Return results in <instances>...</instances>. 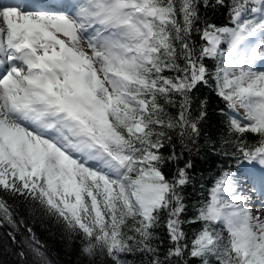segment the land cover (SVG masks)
I'll return each instance as SVG.
<instances>
[{
	"label": "snow or ice",
	"instance_id": "1",
	"mask_svg": "<svg viewBox=\"0 0 264 264\" xmlns=\"http://www.w3.org/2000/svg\"><path fill=\"white\" fill-rule=\"evenodd\" d=\"M201 154L264 168V0L0 3V229L18 264H53L28 219L80 264H264V192L254 214L223 169L196 195Z\"/></svg>",
	"mask_w": 264,
	"mask_h": 264
},
{
	"label": "trees",
	"instance_id": "2",
	"mask_svg": "<svg viewBox=\"0 0 264 264\" xmlns=\"http://www.w3.org/2000/svg\"><path fill=\"white\" fill-rule=\"evenodd\" d=\"M210 22L221 26L228 23L227 12H217L210 17ZM201 95H206L210 102V111L213 112V124L215 125L217 116L216 113L223 104L218 100L213 93H209L207 90H202ZM249 134V140H254ZM167 152V149H162ZM235 157L223 156L216 154H201L195 161V172L197 177H203L204 188L197 192L196 195L202 196L205 200L208 198V189L212 186L213 180L216 176L220 175L221 170L228 169L239 162ZM165 172L171 175V170L166 167ZM189 192L192 190L189 189ZM2 195V193H0ZM11 202V201H10ZM27 219V217H26ZM28 225L33 228L37 237L47 246L50 259L53 264H80L81 258L77 255V244H69L61 236L59 232L52 229L51 226L45 221L40 220L32 221L28 219ZM6 231H10L7 226L0 229V264H18L19 257L16 255V250L22 247V244H12L11 241L4 235ZM17 239L22 241L23 236L17 234ZM133 260V257H129Z\"/></svg>",
	"mask_w": 264,
	"mask_h": 264
},
{
	"label": "rangeland",
	"instance_id": "3",
	"mask_svg": "<svg viewBox=\"0 0 264 264\" xmlns=\"http://www.w3.org/2000/svg\"><path fill=\"white\" fill-rule=\"evenodd\" d=\"M256 165H258V164H251L249 166V170L246 173H244L240 178L242 183L244 184L243 192L246 190L247 184H249V182H248L249 178L254 177L255 175L258 176V174H259V171L257 170ZM252 183H254V182L252 181ZM248 187H249V189L247 190V192H248L247 195L252 197V195H251L252 193L250 191H251V189L253 191V186L249 185ZM255 194L256 193L253 191V195H255ZM255 197H257V196H254V198ZM254 198L252 197V199L249 201L250 206L253 205L252 207H256V205L258 206V203L256 202V199H254ZM259 210L261 211V209H259ZM262 218H264V211L262 212Z\"/></svg>",
	"mask_w": 264,
	"mask_h": 264
},
{
	"label": "bare ground",
	"instance_id": "4",
	"mask_svg": "<svg viewBox=\"0 0 264 264\" xmlns=\"http://www.w3.org/2000/svg\"><path fill=\"white\" fill-rule=\"evenodd\" d=\"M262 177H264V169L262 170V172L260 173L259 177L257 178L258 182H255L250 184V185H255V188L256 189V193L259 194V196L261 195L262 192H264V184L261 183V179ZM245 194H247L248 192L247 191H244ZM253 206V205H252ZM258 207V208H257ZM253 208V212L254 214L257 212V211H260L259 209V206L256 205V207H252Z\"/></svg>",
	"mask_w": 264,
	"mask_h": 264
}]
</instances>
